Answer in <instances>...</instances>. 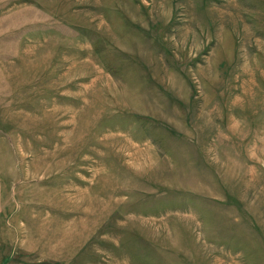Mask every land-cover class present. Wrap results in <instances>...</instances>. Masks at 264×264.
Instances as JSON below:
<instances>
[{
  "label": "rangeland",
  "instance_id": "1",
  "mask_svg": "<svg viewBox=\"0 0 264 264\" xmlns=\"http://www.w3.org/2000/svg\"><path fill=\"white\" fill-rule=\"evenodd\" d=\"M0 230L13 264H264V0H0Z\"/></svg>",
  "mask_w": 264,
  "mask_h": 264
},
{
  "label": "crops",
  "instance_id": "2",
  "mask_svg": "<svg viewBox=\"0 0 264 264\" xmlns=\"http://www.w3.org/2000/svg\"><path fill=\"white\" fill-rule=\"evenodd\" d=\"M5 230V229H4ZM4 230H0V246L4 248L5 250V246H8V248H10L11 245V241L10 238L8 237L7 239L3 236L4 235ZM1 250H0V264H13L15 261L13 260H7L6 255L5 254H1Z\"/></svg>",
  "mask_w": 264,
  "mask_h": 264
}]
</instances>
